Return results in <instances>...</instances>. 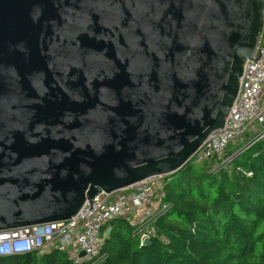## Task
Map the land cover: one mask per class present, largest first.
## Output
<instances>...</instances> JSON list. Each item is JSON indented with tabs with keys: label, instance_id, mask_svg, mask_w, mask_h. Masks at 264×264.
<instances>
[{
	"label": "water",
	"instance_id": "obj_1",
	"mask_svg": "<svg viewBox=\"0 0 264 264\" xmlns=\"http://www.w3.org/2000/svg\"><path fill=\"white\" fill-rule=\"evenodd\" d=\"M263 32L264 0H0V232L178 173Z\"/></svg>",
	"mask_w": 264,
	"mask_h": 264
},
{
	"label": "trees",
	"instance_id": "obj_2",
	"mask_svg": "<svg viewBox=\"0 0 264 264\" xmlns=\"http://www.w3.org/2000/svg\"><path fill=\"white\" fill-rule=\"evenodd\" d=\"M219 162H190L166 177L164 202L170 208L150 245L142 246L122 219L107 224L101 264H264V139L213 171ZM0 264L72 261L67 252L51 248L0 257Z\"/></svg>",
	"mask_w": 264,
	"mask_h": 264
},
{
	"label": "built area",
	"instance_id": "obj_3",
	"mask_svg": "<svg viewBox=\"0 0 264 264\" xmlns=\"http://www.w3.org/2000/svg\"><path fill=\"white\" fill-rule=\"evenodd\" d=\"M251 132L253 135H248L242 147L225 157L239 139L244 140V135ZM263 138L264 32L256 56L245 66L237 100L224 128L207 139L192 162L201 166L221 161L213 168L219 171ZM165 179L152 177L113 194L102 193L92 201L91 210L87 202L77 217L66 222L0 232V257L57 248L68 253L72 264H101L106 260L102 253L107 236L103 235L104 228L118 219L126 221L145 246L155 236L157 222L170 208L164 202ZM81 253L85 256L81 257Z\"/></svg>",
	"mask_w": 264,
	"mask_h": 264
},
{
	"label": "rangeland",
	"instance_id": "obj_4",
	"mask_svg": "<svg viewBox=\"0 0 264 264\" xmlns=\"http://www.w3.org/2000/svg\"><path fill=\"white\" fill-rule=\"evenodd\" d=\"M248 135H253V133L251 132L250 134H246L244 135V140L241 141V139H239L237 142H236V145L234 147H239V144H242L240 147L243 146V143H245V138L248 139ZM264 139V138H263ZM242 142V143H241ZM258 142V141H257ZM229 157V156H228ZM107 234V231H104L103 235H106Z\"/></svg>",
	"mask_w": 264,
	"mask_h": 264
}]
</instances>
